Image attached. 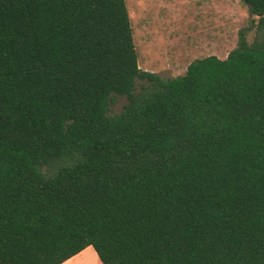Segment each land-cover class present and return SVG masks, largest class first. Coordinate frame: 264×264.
Segmentation results:
<instances>
[{
    "label": "trees",
    "instance_id": "16d2710c",
    "mask_svg": "<svg viewBox=\"0 0 264 264\" xmlns=\"http://www.w3.org/2000/svg\"><path fill=\"white\" fill-rule=\"evenodd\" d=\"M241 1L253 39L164 78L126 0H0V264H264V0Z\"/></svg>",
    "mask_w": 264,
    "mask_h": 264
},
{
    "label": "rangeland",
    "instance_id": "374dc122",
    "mask_svg": "<svg viewBox=\"0 0 264 264\" xmlns=\"http://www.w3.org/2000/svg\"><path fill=\"white\" fill-rule=\"evenodd\" d=\"M141 69L164 78L183 75L191 62L210 55L226 58L239 31L257 17L241 0H126ZM141 82L139 81V85ZM128 102L117 96L111 113Z\"/></svg>",
    "mask_w": 264,
    "mask_h": 264
},
{
    "label": "crops",
    "instance_id": "0c3cea01",
    "mask_svg": "<svg viewBox=\"0 0 264 264\" xmlns=\"http://www.w3.org/2000/svg\"><path fill=\"white\" fill-rule=\"evenodd\" d=\"M62 264H102L93 247H87Z\"/></svg>",
    "mask_w": 264,
    "mask_h": 264
}]
</instances>
